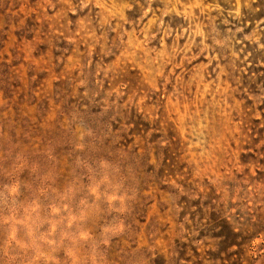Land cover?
Listing matches in <instances>:
<instances>
[{"label":"rangeland","instance_id":"rangeland-1","mask_svg":"<svg viewBox=\"0 0 264 264\" xmlns=\"http://www.w3.org/2000/svg\"><path fill=\"white\" fill-rule=\"evenodd\" d=\"M0 264H264V0H0Z\"/></svg>","mask_w":264,"mask_h":264}]
</instances>
